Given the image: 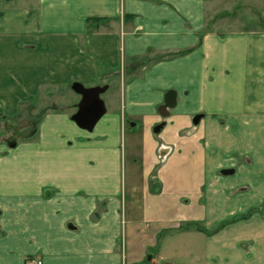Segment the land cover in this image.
<instances>
[{"label": "crops", "instance_id": "0c3cea01", "mask_svg": "<svg viewBox=\"0 0 264 264\" xmlns=\"http://www.w3.org/2000/svg\"><path fill=\"white\" fill-rule=\"evenodd\" d=\"M220 1L0 8V120L66 89L32 137L0 144V264H264V30L210 27ZM73 83H115L119 108L80 129Z\"/></svg>", "mask_w": 264, "mask_h": 264}, {"label": "rangeland", "instance_id": "374dc122", "mask_svg": "<svg viewBox=\"0 0 264 264\" xmlns=\"http://www.w3.org/2000/svg\"><path fill=\"white\" fill-rule=\"evenodd\" d=\"M32 1L33 0H0V8L9 6L10 10L21 11L28 8ZM218 6L217 9L219 11L222 10L223 12L210 19V27H212L217 21L221 22L222 25L226 23L229 24V28L228 26L223 27L224 30H264V0H221ZM218 29L221 28L218 27ZM115 86L116 84L113 83L110 88L100 96L106 105L107 112L111 109V105H115L116 108H119V91L117 92L118 94L114 95ZM61 93L66 97V89L57 92L41 93L34 99V101H32L30 106H19L18 111L14 116H9V118L6 117V121L0 120V144L3 140H10V145L28 140L30 138L29 135H33V130L36 128L37 122L42 119L48 111H61L63 106L55 107L48 101L49 99L62 95ZM71 107L70 104V106L66 108L70 110L72 109ZM8 119H10V122L7 121ZM118 152L121 172L120 196L125 200V207H127V201L129 200L130 195L134 193L136 195L137 192H132L133 188L129 184V167L127 166L132 163V160L129 155L128 139L127 136H125V133L122 134V137L119 140ZM158 169L159 167L157 166L155 170H152V175L156 174ZM148 258L149 255L146 256L144 264H147V261H149Z\"/></svg>", "mask_w": 264, "mask_h": 264}, {"label": "water", "instance_id": "95a60500", "mask_svg": "<svg viewBox=\"0 0 264 264\" xmlns=\"http://www.w3.org/2000/svg\"><path fill=\"white\" fill-rule=\"evenodd\" d=\"M70 90L74 91L80 96L79 102L76 104V112L71 117V120L82 130L91 132L97 122L105 114L106 109L104 102L101 100L100 96L103 94L107 87H94V88H84L80 84H71L69 86ZM176 103V95L173 91L166 92L163 103L158 107L157 111L159 115L164 119L168 116V110L173 108ZM201 116L196 115L192 118V123L194 125L198 124ZM164 122L156 125L152 129L154 135H158L161 129L164 127ZM224 173H230L224 171ZM149 260V258H148Z\"/></svg>", "mask_w": 264, "mask_h": 264}, {"label": "built area", "instance_id": "2783aa9c", "mask_svg": "<svg viewBox=\"0 0 264 264\" xmlns=\"http://www.w3.org/2000/svg\"><path fill=\"white\" fill-rule=\"evenodd\" d=\"M32 264H41L39 261H33V263Z\"/></svg>", "mask_w": 264, "mask_h": 264}, {"label": "trees", "instance_id": "16d2710c", "mask_svg": "<svg viewBox=\"0 0 264 264\" xmlns=\"http://www.w3.org/2000/svg\"><path fill=\"white\" fill-rule=\"evenodd\" d=\"M73 84H75V83H73ZM15 144V143H14ZM14 144H11L10 146H11V148L14 146Z\"/></svg>", "mask_w": 264, "mask_h": 264}]
</instances>
